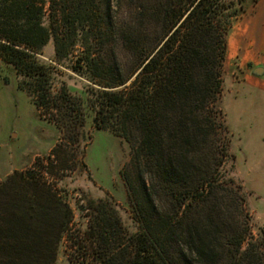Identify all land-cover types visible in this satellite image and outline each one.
<instances>
[{"label": "trees", "instance_id": "16d2710c", "mask_svg": "<svg viewBox=\"0 0 264 264\" xmlns=\"http://www.w3.org/2000/svg\"><path fill=\"white\" fill-rule=\"evenodd\" d=\"M57 1L51 0L48 28L37 0H0V61L14 68L19 89L61 131L60 148L77 142L87 110L97 129L130 146L122 177L140 229L121 248L107 220H93L89 261L264 264V235H252L226 180L225 166L236 158L219 104L226 37L244 0H136L131 20L116 32L119 53L83 47L85 67L101 79L86 100L66 86L55 90L52 68L38 55L53 39L59 61L67 58L74 39L98 18L97 0H60V11ZM123 6V0L116 5ZM112 8L109 0L107 16ZM72 223L70 206L37 165L14 171L0 183V264H54Z\"/></svg>", "mask_w": 264, "mask_h": 264}, {"label": "rangeland", "instance_id": "374dc122", "mask_svg": "<svg viewBox=\"0 0 264 264\" xmlns=\"http://www.w3.org/2000/svg\"><path fill=\"white\" fill-rule=\"evenodd\" d=\"M37 1L45 7V26L49 28L53 23L51 0ZM108 1L97 0L98 18L74 39L75 46L67 58L59 61L53 39L38 55L40 63L52 68L55 90L66 86L73 96L86 100L87 92L100 88L101 79L93 80L83 63V47L92 44L95 50L119 53L116 32L123 22L131 20L132 5L136 3L123 0L121 10L116 7L120 0H111L114 8L107 16ZM62 6L60 0L54 4L58 11ZM226 39L219 104L226 115L228 150L236 158L225 166L226 180L240 196L245 222L252 235L258 237L264 235V73H257L258 69L264 70V0H244L243 6L237 7ZM61 44L66 40L62 39ZM79 130L76 143L60 148L61 131L19 89L14 68L0 61V183L14 171H27L37 165L42 177L73 212L72 229L60 242L54 264H92L88 257L91 237L86 232L93 220L102 225L101 220L106 219L111 227L108 234H117L121 248L129 246V237L140 229L122 177L131 162L129 144L109 131L97 129L91 110H87L85 124ZM222 131L223 126H219L218 133L224 137ZM57 147L61 151L52 156Z\"/></svg>", "mask_w": 264, "mask_h": 264}, {"label": "water", "instance_id": "95a60500", "mask_svg": "<svg viewBox=\"0 0 264 264\" xmlns=\"http://www.w3.org/2000/svg\"><path fill=\"white\" fill-rule=\"evenodd\" d=\"M257 73H258V74H263V73H264V70H263V69H258V70H257Z\"/></svg>", "mask_w": 264, "mask_h": 264}]
</instances>
